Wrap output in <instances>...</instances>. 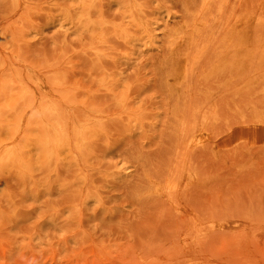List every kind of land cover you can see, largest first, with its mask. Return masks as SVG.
Returning <instances> with one entry per match:
<instances>
[{"label":"rangeland","instance_id":"374dc122","mask_svg":"<svg viewBox=\"0 0 264 264\" xmlns=\"http://www.w3.org/2000/svg\"><path fill=\"white\" fill-rule=\"evenodd\" d=\"M202 2L0 0V264H264V0L215 2L172 86Z\"/></svg>","mask_w":264,"mask_h":264},{"label":"bare ground","instance_id":"6f19581e","mask_svg":"<svg viewBox=\"0 0 264 264\" xmlns=\"http://www.w3.org/2000/svg\"><path fill=\"white\" fill-rule=\"evenodd\" d=\"M217 1L218 0H203L200 9L195 14V19H196L195 21L196 22H194L191 25H187V26L183 27L180 31H178L176 33V40L173 42L172 55L170 57L171 61L173 63H176V65H175V68L168 75H166L167 82L170 85H172V86L177 85L180 82V80H182V78L184 77V75L186 73V69H187V67H189V66H187V64L189 63L188 62V59H189L188 54L191 50H193V48H195L194 44L196 43L197 40L200 41L199 39H201L202 35L204 34L203 33L204 30L210 24L209 22L212 21V20H210L208 22L209 19L206 20L205 18H202V15H204V14L207 15L208 13H211L213 11V10L211 11V9H213V8H211L212 5ZM224 1L225 0H220L219 4L217 6V9L215 7V9L217 10V12L219 14H222V11L225 7ZM212 13H214V12H212ZM254 17H252L250 15H243V14L237 15V12H235L230 17L224 18L221 21L217 22L218 24L216 26L218 27V29L216 30V32L220 33L221 31H224V34H225V36H224L225 40L222 43V47H217L218 48L217 53H220L219 55H221V57H220L221 63L219 65L220 68L224 67L227 63V59H225L226 55L230 51L236 50V54L233 55V57H234L233 61L241 62L240 63L241 67L238 68L239 71H244L245 69H247V65H248L247 62H248V60H252L254 53H255L254 52V50H255L254 43L258 42V40L255 39V31H254L255 29L254 28H255V26H258L261 24L260 20H258L257 18H254ZM213 19H214V17H213ZM212 28H215V27H212ZM205 33H206V31H205ZM235 34L238 35V38L234 39L231 36H233ZM207 41H210V40H207ZM192 53L195 54V52H192ZM192 53L190 56L193 57L194 55ZM204 55H205V53H204ZM259 59H264V48H263V50H261V54H260ZM213 67L217 68V65H213ZM238 74H242V73L238 72ZM195 135H196L195 137H196L197 141H205L206 144H210L212 142V135L209 133V127H208L207 119H205L204 123H202L197 128ZM58 140H60V139H58ZM56 142H58V141H56ZM62 142H64V141H62ZM45 143H46L45 145L47 147L48 143H50V144L52 143V139H47L45 141ZM176 176H178V174Z\"/></svg>","mask_w":264,"mask_h":264}]
</instances>
